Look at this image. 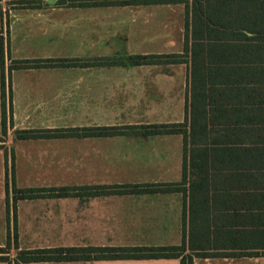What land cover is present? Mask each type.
Instances as JSON below:
<instances>
[{
	"label": "crops",
	"instance_id": "1",
	"mask_svg": "<svg viewBox=\"0 0 264 264\" xmlns=\"http://www.w3.org/2000/svg\"><path fill=\"white\" fill-rule=\"evenodd\" d=\"M6 1L0 0L2 19L7 12L1 4ZM85 1L70 5L69 0H43L38 7L12 8L9 27H0V186L18 244L179 245L184 224L188 239L191 220L193 226L206 228L205 234L195 230L193 240L230 253L194 256V264H264V171L240 166L264 164V66L245 60L261 58V53H247L237 44L229 64H217L212 71L207 67L204 79L190 76L189 55L187 62L135 65L118 57L184 52V3ZM217 49L223 51L213 56L215 60L226 59L229 47ZM31 59L48 65L9 69L15 60ZM190 101L194 113L205 104L214 145L231 152L208 158L223 169L207 172V186L192 189L191 219L189 181L174 191H115V186L182 182L183 134L149 130L183 123ZM93 126L121 127L125 132L17 136L19 130ZM12 174L16 189H70L67 195L45 191L43 196L17 198L12 206ZM92 186H102L101 191L91 193L97 190L87 188ZM103 261L179 264L178 258Z\"/></svg>",
	"mask_w": 264,
	"mask_h": 264
},
{
	"label": "trees",
	"instance_id": "2",
	"mask_svg": "<svg viewBox=\"0 0 264 264\" xmlns=\"http://www.w3.org/2000/svg\"><path fill=\"white\" fill-rule=\"evenodd\" d=\"M65 0H58L57 3H63ZM111 2L120 3H179L185 5L184 19V52L181 54H133L128 56H119V59H129L132 64H147L165 62H187L190 57V76L193 78L206 77L207 67L211 71L218 64H229L232 51L235 45L240 44L247 53L259 52L262 57L256 60L245 59L248 63H256L264 66V0H113ZM87 3L85 0H69L70 5H82ZM95 3V1H94ZM250 32L251 34H248ZM228 49L226 59L213 57L223 50ZM231 52V53H230ZM190 53V54H189ZM210 56V57H208ZM225 56V55H224ZM228 57V59H227ZM4 59V44L0 40V62ZM52 59H46L51 61ZM73 59V63H77ZM41 59L15 60L9 66L12 68H27L48 65ZM85 62H82V64ZM210 63V64H209ZM3 87V77H2ZM2 95L3 90H2ZM200 112L194 113L192 101L186 107V118L181 124H162L154 125L149 130L150 133H173L180 132L183 134V178L180 183L166 184H130L119 187L115 191L122 193L131 191L135 193L144 191H174L184 189L189 181L190 189V219L193 216L192 210V189L207 186L206 174L209 171H221L223 164L215 162L209 163L208 158H214L215 155L222 153L229 154L230 148L215 146V135L210 136L213 130H208L206 125V109L203 104ZM6 106L2 101V132L6 133ZM10 122L12 115L10 111ZM121 127L93 126L83 128H72L68 131L62 130H19L18 138H37V137H58V136H102L116 135L124 133ZM211 138V139H210ZM1 141V137H0ZM225 151V152H224ZM249 151V150H248ZM229 163L224 164L226 167ZM246 171L263 170L264 164H241ZM13 191L12 206L17 198H33L45 195L49 191L50 195H67L70 188H61L60 192H54L55 188H24L16 189L11 180ZM85 188V187H84ZM97 189L91 193L100 192L102 186L87 187ZM125 188V189H121ZM77 189V188H74ZM6 205L9 209V183L6 178ZM185 219V207H184ZM201 231L206 233L205 227H195L190 225L188 228V239H186V228L184 224L183 241L179 245L165 246H121V245H80V246H57L50 248H31L18 250L14 259L8 255V248L13 245L18 248L17 235L14 231V242L11 244L10 238L4 247H0V261L6 264H24L32 262H69V261H93V260H124V259H159V258H178L179 264H194V256L211 257L218 255H228L224 251L213 250L210 244L205 241L193 240V232Z\"/></svg>",
	"mask_w": 264,
	"mask_h": 264
},
{
	"label": "rangeland",
	"instance_id": "3",
	"mask_svg": "<svg viewBox=\"0 0 264 264\" xmlns=\"http://www.w3.org/2000/svg\"><path fill=\"white\" fill-rule=\"evenodd\" d=\"M43 2V0H7L6 2H4L2 5L5 6V10H6V19H2V17H0V27L3 24V28H8L9 27V18H8V14H9V9L12 8H16V7H25V8H34V7H38L39 5H41ZM15 22V20H14ZM6 23V24H5ZM21 20L18 21L16 23L17 26L21 25ZM2 31V29L0 30ZM13 63V62H12ZM7 119V116H6ZM5 138H3L2 140H4ZM2 186H0V247H4L7 243L8 238H10V242L11 244H13L14 242V231L12 230L13 228V222L12 219L13 215L11 214V216H7V213L5 211V204H4V197H3V193H2ZM12 203V201L10 202ZM10 203H9V207H10ZM7 208V206H6ZM11 224V226H10ZM8 227L11 228V231H8ZM18 248H15L13 245H11L10 248H8V255L10 256L11 259H14L17 255L18 250L21 249H30L36 245V243H32L30 241H23L22 243L17 242ZM0 264H6L5 262H1ZM26 264H106L104 263L103 260H93V261H82V262H50V263H26ZM121 264H125V263H121ZM197 264H207L204 261H199ZM250 264V263H248Z\"/></svg>",
	"mask_w": 264,
	"mask_h": 264
},
{
	"label": "water",
	"instance_id": "4",
	"mask_svg": "<svg viewBox=\"0 0 264 264\" xmlns=\"http://www.w3.org/2000/svg\"><path fill=\"white\" fill-rule=\"evenodd\" d=\"M50 4H53L56 0H47Z\"/></svg>",
	"mask_w": 264,
	"mask_h": 264
}]
</instances>
